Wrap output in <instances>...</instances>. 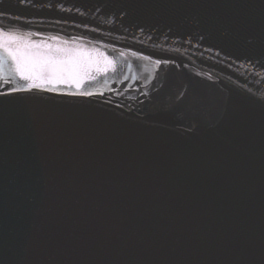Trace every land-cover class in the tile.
Masks as SVG:
<instances>
[{
  "label": "water",
  "instance_id": "obj_1",
  "mask_svg": "<svg viewBox=\"0 0 264 264\" xmlns=\"http://www.w3.org/2000/svg\"><path fill=\"white\" fill-rule=\"evenodd\" d=\"M0 12L77 42L28 36L73 49L83 70L98 55L86 41L153 57L85 79L91 96L0 95V264H264V0H0Z\"/></svg>",
  "mask_w": 264,
  "mask_h": 264
},
{
  "label": "snow or ice",
  "instance_id": "obj_2",
  "mask_svg": "<svg viewBox=\"0 0 264 264\" xmlns=\"http://www.w3.org/2000/svg\"><path fill=\"white\" fill-rule=\"evenodd\" d=\"M21 2L23 3L24 0ZM3 15L0 12V16ZM29 35L36 34L21 35L18 30H5L0 27V87L12 85L6 91H0V95L33 90L57 92L60 90L58 87L60 84H74L76 92L69 94L91 96L92 92L82 88L85 79H96L90 74L91 65H96L97 73H107L110 69L113 72L116 71L115 61L103 53H98L102 61H89L88 70L82 74L84 69L82 61L73 57L60 58L53 54V52H71L73 49L34 41L28 38ZM62 43L66 45L67 41ZM42 49L48 51H42ZM156 63L160 62L156 61ZM20 81L23 83H19Z\"/></svg>",
  "mask_w": 264,
  "mask_h": 264
}]
</instances>
